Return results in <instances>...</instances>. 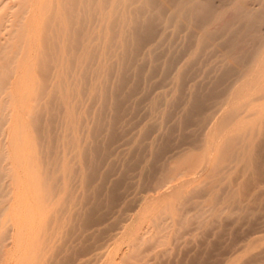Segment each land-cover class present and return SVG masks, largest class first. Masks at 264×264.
Listing matches in <instances>:
<instances>
[{
    "label": "rangeland",
    "instance_id": "rangeland-1",
    "mask_svg": "<svg viewBox=\"0 0 264 264\" xmlns=\"http://www.w3.org/2000/svg\"><path fill=\"white\" fill-rule=\"evenodd\" d=\"M140 3L132 6L124 0L123 5L134 9ZM156 3L166 4V10L128 16L126 30L134 39L129 60L120 62L119 49L109 59L106 84L98 93L80 87L83 130L76 170L81 168L82 174L76 173L75 182L79 212L58 233L42 264H113L129 239L116 235L139 200L157 188L153 169L161 167L178 170L185 180L196 176L188 191L223 181L225 194L232 193L235 207L243 210L223 214L201 230L191 226L170 254L148 264H264V103L255 105L250 89L235 87L239 67L229 57V35L222 31L232 13L242 8L249 16L242 24L257 19L253 35H264V0ZM180 3L210 11L208 20H203L204 13L188 20L177 16L172 5ZM206 36L211 40L204 42ZM137 38L146 41L136 51ZM249 50L245 46L242 51ZM154 103L160 115H170L166 122L153 113ZM229 115L233 118L228 128L212 126ZM209 131L215 136L210 145ZM94 168L96 176L87 181ZM84 187H91V194L100 187L103 192L87 198ZM105 251L106 261L96 258Z\"/></svg>",
    "mask_w": 264,
    "mask_h": 264
},
{
    "label": "bare ground",
    "instance_id": "bare-ground-1",
    "mask_svg": "<svg viewBox=\"0 0 264 264\" xmlns=\"http://www.w3.org/2000/svg\"><path fill=\"white\" fill-rule=\"evenodd\" d=\"M130 1L132 6L143 3L133 9L125 7L124 0H0V264H42L58 233L76 220V173L82 174L81 168L76 170L83 130L80 87L98 93L106 84L109 59L119 49L120 62L129 60L134 40L126 30L129 15L166 10V4L156 0ZM172 6L185 20L200 13L205 22L209 18L210 11L188 8V3ZM247 17L244 9L235 10L222 31L229 35V57L239 67L235 87L250 89L259 105L264 103V35H253L257 19L242 24ZM137 39L136 51L146 41ZM245 46L247 53L242 51ZM153 113L165 122L170 117L160 115L157 103ZM232 118L226 116L212 126L226 129ZM213 131L206 144L214 140ZM142 155L140 151L137 157ZM153 170L157 188L139 200L140 206L116 235L129 239L113 264L158 260L191 226L203 229L223 214L243 210L235 207L232 193L225 194L228 187L221 180L215 187L188 191L196 176L185 180L187 176L176 169ZM96 174L94 168L87 181ZM90 190L84 187L85 197L97 198L103 187L93 194ZM105 252L96 258L106 261Z\"/></svg>",
    "mask_w": 264,
    "mask_h": 264
}]
</instances>
